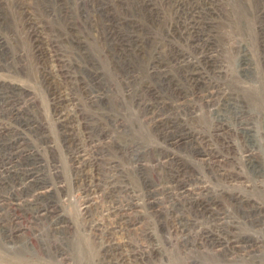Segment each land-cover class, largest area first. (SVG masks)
Segmentation results:
<instances>
[{
  "label": "rangeland",
  "instance_id": "374dc122",
  "mask_svg": "<svg viewBox=\"0 0 264 264\" xmlns=\"http://www.w3.org/2000/svg\"><path fill=\"white\" fill-rule=\"evenodd\" d=\"M0 201V264H264V0H0Z\"/></svg>",
  "mask_w": 264,
  "mask_h": 264
},
{
  "label": "bare ground",
  "instance_id": "6f19581e",
  "mask_svg": "<svg viewBox=\"0 0 264 264\" xmlns=\"http://www.w3.org/2000/svg\"><path fill=\"white\" fill-rule=\"evenodd\" d=\"M18 112V111H17ZM16 114V113H15ZM10 133V132H9ZM11 144V143H10ZM16 145V144H15ZM22 155V154H21ZM26 155V154H25ZM20 157V156H19ZM11 158V157H10ZM19 159V158H18ZM13 160V159H12ZM88 165V164H87ZM89 166V165H88ZM8 169V168H7ZM10 173V172H9ZM14 173V172H13ZM41 173V172H40ZM32 174V173H31ZM15 176H16V174H15ZM24 179V178H23ZM12 180V179H11ZM20 181V180H19ZM4 183V182H3ZM16 183V182H15ZM31 183V182H30ZM34 183V182H33ZM19 184H20V182H19ZM38 184V183H37ZM36 185V184H35ZM94 185V184H93ZM33 194H34V192H33ZM35 197V196H34ZM18 200V199H17ZM19 201V200H18ZM1 202V201H0ZM13 203V202H12ZM23 203V202H22ZM30 205V204H29ZM15 209V208H14ZM127 210V209H126ZM114 212V211H113ZM120 212V211H119ZM111 213V212H110ZM112 214V213H111ZM117 215H119V214H117ZM111 216V215H110ZM127 216V215H126ZM125 216V217H126ZM112 217V216H111ZM124 217V216H123ZM129 219V218H128ZM115 221V220H114ZM128 221V220H127ZM186 223V222H185ZM123 224H125V223H123ZM127 225V224H126ZM112 227V226H111ZM186 227V226H185ZM110 228V227H109ZM122 228V227H121ZM107 230V229H106Z\"/></svg>",
  "mask_w": 264,
  "mask_h": 264
}]
</instances>
